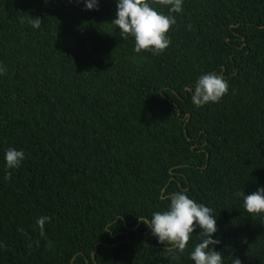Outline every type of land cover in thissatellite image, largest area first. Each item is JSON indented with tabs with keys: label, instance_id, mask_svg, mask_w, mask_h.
<instances>
[{
	"label": "trees",
	"instance_id": "1",
	"mask_svg": "<svg viewBox=\"0 0 264 264\" xmlns=\"http://www.w3.org/2000/svg\"><path fill=\"white\" fill-rule=\"evenodd\" d=\"M115 10L0 0V264H194L198 229L174 252L137 220L177 191L212 209L225 264H264V214L234 196L264 187V0H183L159 55L133 51ZM210 72L228 92L197 108Z\"/></svg>",
	"mask_w": 264,
	"mask_h": 264
},
{
	"label": "clouds",
	"instance_id": "2",
	"mask_svg": "<svg viewBox=\"0 0 264 264\" xmlns=\"http://www.w3.org/2000/svg\"><path fill=\"white\" fill-rule=\"evenodd\" d=\"M85 10H99V0H83ZM167 14L152 6L151 0H116L115 17L110 22L119 31L122 39L131 37L133 51H150L159 55L171 43L167 33L175 24V14L182 11L183 0H161ZM29 23L34 29L42 26L40 17H31ZM4 69L0 67V74ZM228 82L217 73L201 74L192 85L191 100L200 108L209 103H218L228 92ZM25 158L23 150L8 148L4 153V165L8 170L16 169ZM11 172L8 176L10 178ZM234 196L242 198L244 210L251 215L264 214V187H258L250 194L236 191ZM168 205L163 211H156L150 217L137 216L138 223L145 226L150 236L160 244H168L171 251L183 252L190 236L199 230L201 239L189 253L194 264H225L224 257L216 250L221 241L214 238L217 233V219L212 209L197 203L184 191H177L167 197ZM50 217L41 216L37 225L43 231ZM228 264H241L239 257H231Z\"/></svg>",
	"mask_w": 264,
	"mask_h": 264
},
{
	"label": "water",
	"instance_id": "3",
	"mask_svg": "<svg viewBox=\"0 0 264 264\" xmlns=\"http://www.w3.org/2000/svg\"><path fill=\"white\" fill-rule=\"evenodd\" d=\"M112 237L115 238V236H112ZM98 245H99V244H98ZM95 252H96V250H95ZM95 252H94V253H95ZM72 262H73V260H72Z\"/></svg>",
	"mask_w": 264,
	"mask_h": 264
}]
</instances>
